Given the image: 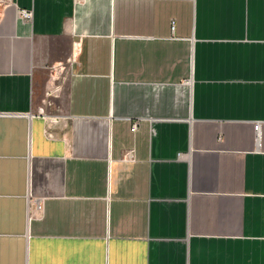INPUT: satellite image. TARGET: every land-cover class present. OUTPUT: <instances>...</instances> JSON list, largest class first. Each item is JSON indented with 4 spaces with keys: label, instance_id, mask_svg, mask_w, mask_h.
I'll list each match as a JSON object with an SVG mask.
<instances>
[{
    "label": "crops",
    "instance_id": "0c3cea01",
    "mask_svg": "<svg viewBox=\"0 0 264 264\" xmlns=\"http://www.w3.org/2000/svg\"><path fill=\"white\" fill-rule=\"evenodd\" d=\"M0 264H264V0H0Z\"/></svg>",
    "mask_w": 264,
    "mask_h": 264
},
{
    "label": "built area",
    "instance_id": "2783aa9c",
    "mask_svg": "<svg viewBox=\"0 0 264 264\" xmlns=\"http://www.w3.org/2000/svg\"><path fill=\"white\" fill-rule=\"evenodd\" d=\"M20 15L22 16V18L28 20V19L30 18V15H31V14H30V12H27V11H21V12H20ZM258 127H259V126H258L257 124L253 126V130H254V133H255V134H257ZM135 128H136V125L133 124V125L131 126L130 130H131V131H134Z\"/></svg>",
    "mask_w": 264,
    "mask_h": 264
}]
</instances>
